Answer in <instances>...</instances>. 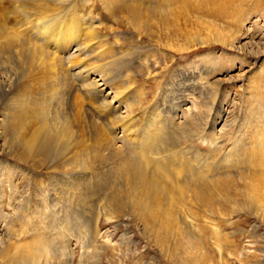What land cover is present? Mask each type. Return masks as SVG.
<instances>
[{
	"label": "rangeland",
	"instance_id": "374dc122",
	"mask_svg": "<svg viewBox=\"0 0 264 264\" xmlns=\"http://www.w3.org/2000/svg\"><path fill=\"white\" fill-rule=\"evenodd\" d=\"M111 1L115 3L107 9L102 3L105 0H92L82 11L91 25L74 24L73 30L68 27L59 34L67 32L84 48L74 52L71 60L59 59L61 41L68 39L67 34L58 43L40 42L45 50L28 69L25 60L22 66L18 59L0 54V83L6 82L7 74L20 80L12 92L8 87L0 92V118L4 109L20 103L23 111L12 112L13 126L26 129L27 125L29 132L42 126L41 115L47 113L48 117L56 115L60 130L65 124L69 132L74 131L75 139L93 132L88 129L91 126L85 128L90 123H83V117L94 120L111 136L110 124L105 125L114 115L101 106L103 99L87 94L74 80L69 85L57 78L60 73L72 76L75 69L85 68L103 76L98 82L107 85L106 92L113 91L111 96L115 91L121 93L119 109L126 110L127 104L131 107L126 110L127 119H143V111L161 91L174 94L177 106L182 104L178 98L185 94L206 101L197 115L199 126L193 130L191 148L195 152L199 147L202 153L196 161L211 165L213 160L207 158L210 147L200 143L197 133L209 112H217L212 106L214 97L224 98L227 104L223 108L229 112L223 151L238 149L255 155V148L264 142V0H140L138 16L125 7L116 10L121 1ZM133 17L138 18L137 24ZM97 45L104 49L100 51ZM42 105L46 107L42 109ZM113 105L117 103L113 101ZM21 113L20 123L15 116ZM55 123L52 127H57ZM4 127L7 130L0 127V251L36 240L45 250L43 264H264V217L250 209L253 199H247L248 195L264 196L262 176L251 180L241 165H228L227 158L222 159L220 172L231 175L216 178L208 187L212 197L221 198L173 204L178 216L169 223L174 226L172 234L159 231L154 236L130 215L131 201L119 189L117 179L113 185L98 182L94 189L100 197L88 196L82 216L76 217L70 194L52 197L57 187L52 184L53 176L66 170L52 171L49 163L35 168L37 157L17 159L22 151L21 131H11L7 122ZM191 127L192 122L186 131ZM183 135L176 131L170 138L189 145L190 135ZM79 171L73 167L69 173ZM36 176L46 182L42 192L35 190ZM254 203L263 205L258 200Z\"/></svg>",
	"mask_w": 264,
	"mask_h": 264
},
{
	"label": "bare ground",
	"instance_id": "6f19581e",
	"mask_svg": "<svg viewBox=\"0 0 264 264\" xmlns=\"http://www.w3.org/2000/svg\"><path fill=\"white\" fill-rule=\"evenodd\" d=\"M91 1L0 0V54L2 53L3 57L7 59H12V57L18 59L22 66L25 60V66L28 69L36 56L45 50L38 45L40 42L58 43L62 36L67 34L68 39H63L61 41L63 47L61 49L59 47L61 52L59 59L64 60V62L71 60L75 56L74 52H81L84 48L77 43L75 37L71 38L67 32L64 31L63 35L59 34L68 27L73 30L74 24L91 25V20L88 17H83L82 14V11L87 9V4ZM116 1L124 2H118L122 6L117 4L119 7L116 10L121 12V7H125L138 16L140 0ZM137 1L138 3L134 4ZM111 2L115 3L111 0H105L102 3L108 9L109 4H112ZM67 18L70 20L69 24L65 23ZM135 18L133 17L132 20L134 19V23L137 24L138 18ZM77 34L75 33L74 36L77 37ZM97 46L96 48L100 51L104 49L102 45ZM2 63L4 62L2 61ZM102 77V75H95L94 72L85 68L75 69L72 76L69 73H60L57 76L59 82L70 85L73 84L72 80H74L78 83V87L84 89L87 94L98 95L100 99H103L100 102L101 106H107L106 109L114 115L107 120V125H105L106 127L108 123L110 124L111 136H108L107 133L104 134L102 128L100 129L101 126L96 125L94 120L83 117L81 119L83 123H90L89 125L87 123L85 128L91 126L88 129L93 132L87 133L82 139H75L74 131L69 132L65 124L61 126L60 130V123L58 126L55 123L56 115L51 114V117H48L47 113L41 115L42 126L29 132L26 130L29 128L27 125L24 126L26 129L13 126L12 112L23 111V104L20 103L4 109L3 117L0 118V127L3 130H7L4 127L5 122H7V126H11V131H21L19 143L22 145V151L18 154L17 159L27 161L37 157L38 165L33 163L35 168L44 167L49 163V169L52 171L66 170V172L57 173L53 178L51 177L55 181L52 184L57 185L52 197L59 199L70 194L72 199L74 198L73 204L76 208L73 211L76 217L82 216L81 207L87 203L88 196L97 194L96 199L100 197L94 189L98 182L108 185L117 179L119 189L125 192L131 201L130 215L144 223L143 229L145 228L147 232L150 231L154 236H157L159 231L171 235L174 229V226L170 225L171 221L178 216V210L172 206L173 204L187 205L202 199H215L212 197L213 191L208 187L216 178L220 176L228 178L230 174L220 172L219 163L222 159L227 158L228 165H241V169L249 173L247 175L251 180L257 181L261 176L264 178V142L258 144L253 153L255 155L252 154L253 156L246 155L244 150L234 149L231 151L226 149L223 151V136L227 132H225L227 110L223 108L227 102L224 98L214 97L212 106H216L217 112L211 115L213 111H210L206 122L202 119V123L205 122V124L201 132L197 133L200 143H207L210 147L207 158L210 157L213 160L211 165L209 162L196 161L195 159L202 156V153H199V147L195 152L191 148L192 137L194 134L196 135L193 130L199 126L197 117L201 113V106L206 104V101L203 103L189 98L185 94L178 98L182 100V104L177 106L173 104L172 97L174 94L169 93L168 95L163 90L165 92L161 91L158 98L143 111V119H127L129 112L126 110L131 108L130 105L127 104L126 110L119 109L122 101L119 102L117 97L121 96V93L118 92L117 94L115 91L116 96H111L113 91L109 89L106 92L107 85H104V82H98ZM19 81L15 74L14 76L7 74L5 83L8 85L1 82L0 92L7 91V87L12 92ZM85 81L87 83H84ZM207 86L205 85V87ZM200 88L203 89V87ZM93 89H95L94 92ZM110 98L111 100H108ZM113 101L117 105L112 106ZM45 107L44 105L41 106L42 109ZM209 109L211 110V108ZM23 115V113L17 114L15 118L21 123ZM190 122H192V130L187 132ZM54 123L57 127H52ZM207 127L209 128L207 129ZM176 131L184 133L183 137L190 135L188 138L189 145L184 144L182 146V143H177L170 138V134ZM73 167L81 171L69 173ZM34 180L35 190L42 192L44 190L42 183L46 182L40 176L34 177ZM247 199H253L250 209L254 212L259 211L260 214H257L264 217V196L248 195ZM254 200L262 202L263 205H255ZM190 208L192 209V207ZM189 237L187 236V239ZM190 238L188 240H191ZM196 243L193 241L192 245L196 246ZM44 252V247L36 240H32L14 246L12 249L6 247L5 252L0 251V260H4V264H43L46 263L47 259L44 258Z\"/></svg>",
	"mask_w": 264,
	"mask_h": 264
}]
</instances>
